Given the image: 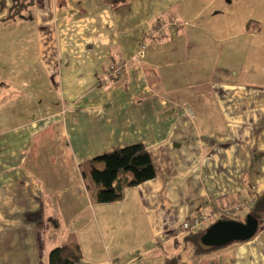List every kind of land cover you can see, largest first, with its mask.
I'll list each match as a JSON object with an SVG mask.
<instances>
[{"label": "crops", "instance_id": "0c3cea01", "mask_svg": "<svg viewBox=\"0 0 264 264\" xmlns=\"http://www.w3.org/2000/svg\"><path fill=\"white\" fill-rule=\"evenodd\" d=\"M0 2V16L26 4L14 22L37 28L0 33V264H48L68 242L79 244L82 264L173 255L181 264H264V225L203 254L181 230L199 212L264 191L260 20L251 33L238 19L240 32L213 26L234 0ZM121 63V75L105 78ZM135 143L156 176L121 201H95L81 164Z\"/></svg>", "mask_w": 264, "mask_h": 264}, {"label": "trees", "instance_id": "16d2710c", "mask_svg": "<svg viewBox=\"0 0 264 264\" xmlns=\"http://www.w3.org/2000/svg\"><path fill=\"white\" fill-rule=\"evenodd\" d=\"M3 6V2H0V9ZM25 7H27L26 4L16 2L12 11L14 15H17L18 11ZM80 171L89 194L99 203L121 201L129 187L139 185L156 176L151 155L141 143L131 144L87 160L81 164ZM249 213L260 222L264 220V191L256 196ZM228 219L244 220L241 217ZM208 226L188 233L184 237V243L192 244L197 254L222 247H208L201 243V236ZM82 259L81 248L76 243L68 242L56 246L48 254V264H82ZM164 264H181L179 255L167 256Z\"/></svg>", "mask_w": 264, "mask_h": 264}, {"label": "rangeland", "instance_id": "374dc122", "mask_svg": "<svg viewBox=\"0 0 264 264\" xmlns=\"http://www.w3.org/2000/svg\"><path fill=\"white\" fill-rule=\"evenodd\" d=\"M114 3H118L117 1H115ZM233 3V2H232ZM231 3V4H232ZM217 5H220L219 3H216ZM229 7V4H227V6L229 7V10H224L226 12H228L229 14H226V17H223L222 19H225V22L223 24L221 23H215L214 25L217 26H225L227 27V30H231L232 32H240L243 30V28H240L241 24H239L237 22V19L241 22V21H246V26L247 27V31H249V33L254 31V24L260 20L261 21V29L262 31L260 32V34L262 35V37H258L256 38L255 41H257V44L259 45L260 43H262V48H261V55L258 56V66L260 67L263 63H264V0H234V3ZM23 8V7H22ZM8 8V13L4 16H0V33L3 30H8V31H32L34 32L37 28L35 26V23H33L32 21H30V23H25V22H14V19H16L17 15H14L13 11ZM225 9V7H224ZM231 11V13H230ZM1 12H5L4 8L0 9V13ZM6 13V12H5ZM171 13V12H170ZM169 12H167V14H170ZM165 14V15H167ZM31 15V12L30 14ZM18 20V19H17ZM30 20H32V17L30 16ZM233 21L232 24H229L230 21ZM219 21V20H217ZM14 22V23H12ZM209 26H211V24H208ZM8 26V27H7ZM232 27V29H229V27ZM157 27V25H156ZM7 28V29H6ZM246 30V29H245ZM254 41V39H253ZM254 41V42H255ZM240 42L242 43V45H245L247 48H250L251 46V42L248 41L247 38H241ZM247 42H250L249 45H247ZM246 59V58H245ZM235 63H237L235 61ZM212 224V223H211ZM264 225V220L260 222V227H262ZM261 229V228H260Z\"/></svg>", "mask_w": 264, "mask_h": 264}, {"label": "built area", "instance_id": "2783aa9c", "mask_svg": "<svg viewBox=\"0 0 264 264\" xmlns=\"http://www.w3.org/2000/svg\"><path fill=\"white\" fill-rule=\"evenodd\" d=\"M165 22L157 24L155 30L150 32V37H155L163 31ZM146 43L142 44V48H145ZM125 64H112L109 70L105 73V78L119 76L124 71ZM254 201V200H253ZM253 201L250 200H238L230 201L225 205L214 208L210 213L199 212L192 217H189L181 223V230L184 234L196 232L208 226L209 224L217 221L218 219H228L229 217H241L246 215L247 211H250L253 206Z\"/></svg>", "mask_w": 264, "mask_h": 264}, {"label": "water", "instance_id": "95a60500", "mask_svg": "<svg viewBox=\"0 0 264 264\" xmlns=\"http://www.w3.org/2000/svg\"><path fill=\"white\" fill-rule=\"evenodd\" d=\"M259 225V219L251 213L243 221L218 219L206 228L201 236V243L208 247H221L236 241L249 240L256 235Z\"/></svg>", "mask_w": 264, "mask_h": 264}]
</instances>
